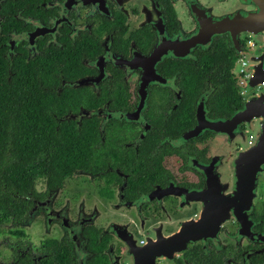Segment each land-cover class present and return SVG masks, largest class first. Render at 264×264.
<instances>
[{
  "label": "flooded vegetation",
  "instance_id": "af4514ba",
  "mask_svg": "<svg viewBox=\"0 0 264 264\" xmlns=\"http://www.w3.org/2000/svg\"><path fill=\"white\" fill-rule=\"evenodd\" d=\"M259 4L264 25V0H0V64L49 68L42 91L72 104L51 115L92 150L57 189L42 175L20 196L0 264H264V82L223 110L209 81L189 88L216 40L247 79L260 57L264 72V31L251 49L238 24Z\"/></svg>",
  "mask_w": 264,
  "mask_h": 264
},
{
  "label": "trees",
  "instance_id": "16d2710c",
  "mask_svg": "<svg viewBox=\"0 0 264 264\" xmlns=\"http://www.w3.org/2000/svg\"><path fill=\"white\" fill-rule=\"evenodd\" d=\"M236 59L233 48L213 41L198 59L204 67L189 75V88L197 95L207 80L211 104L220 110L232 103L238 106V80L232 75ZM54 78L47 67L22 64L8 72L0 64V225L22 211L20 196L34 190L37 177L45 176L47 188L55 190L62 179L85 169L83 162L92 153L77 148L80 137L68 131L71 124L57 125L51 115L59 117L72 105L60 97L49 99L42 91L43 84Z\"/></svg>",
  "mask_w": 264,
  "mask_h": 264
},
{
  "label": "water",
  "instance_id": "95a60500",
  "mask_svg": "<svg viewBox=\"0 0 264 264\" xmlns=\"http://www.w3.org/2000/svg\"><path fill=\"white\" fill-rule=\"evenodd\" d=\"M259 5H261V4H259ZM259 5H258V7H259L258 12L252 14L251 16H248L246 18L247 20H244L241 18V20L238 22V24L240 25L239 26L240 32L243 30L250 31L255 38L259 39V40H257L259 43H263L262 33L264 31V25H262V22H261V14H262L261 7H262V5L261 6H259ZM218 25H220V24H218ZM221 29L222 28L219 26H213L212 28H210L206 32L204 30H201L196 35V37L189 42V44L190 45H194V44L196 45V44H199L201 42L208 41V40H210L211 35L215 31H219ZM237 33L235 35H237ZM233 41H234V45H235L237 51L241 52V50L238 48V44H237L235 36H233ZM259 59H260V64L257 67L253 68L254 74L252 73L251 76L245 80L246 87L243 88L245 94L248 93L249 90H252L256 84L258 85V84L264 82V74H263L264 72L262 71V67H263L262 65L263 64L261 62L262 58L260 57ZM247 106L249 107V104H247V102H246L243 106V110L239 111L234 116V118L231 120V122L234 123L235 120L240 121L239 119H241L243 117V115L246 114ZM198 121L199 122L201 121L199 116H198ZM225 124H228V123H225ZM219 125H220V123L218 121L210 123V126H219ZM263 160H264V150L258 151L255 154H253V169H254V171L259 168L258 166L262 163Z\"/></svg>",
  "mask_w": 264,
  "mask_h": 264
},
{
  "label": "built area",
  "instance_id": "2783aa9c",
  "mask_svg": "<svg viewBox=\"0 0 264 264\" xmlns=\"http://www.w3.org/2000/svg\"><path fill=\"white\" fill-rule=\"evenodd\" d=\"M253 41H251L250 39L248 40V42H247L248 48L252 49L254 47L256 40H253ZM235 65L239 66V72L236 76L238 78V84H239V86H241L244 84V81L247 79L248 75L244 72V69H243L244 63L243 62H239V64H235Z\"/></svg>",
  "mask_w": 264,
  "mask_h": 264
},
{
  "label": "rangeland",
  "instance_id": "374dc122",
  "mask_svg": "<svg viewBox=\"0 0 264 264\" xmlns=\"http://www.w3.org/2000/svg\"><path fill=\"white\" fill-rule=\"evenodd\" d=\"M239 35H240V38H245V37L248 38V35H247V34H244L243 32H240ZM253 39H255L256 41L259 40L258 38H255V37H254V38H250L251 41H253ZM243 40H244V39H242V42H243ZM257 42H258V41H257ZM233 71H234V73L237 75L238 72H239V66H238V65H235ZM237 80H238V78H237ZM244 87H246V83H244V84L241 85V86H239V84H238V88H239L240 90H241L242 88H244ZM256 89H257V88H255L254 91H256ZM259 90L261 91V89H259ZM259 90L257 89L258 94L264 92V89H263V92H262V91L260 92ZM244 93H245V92H244ZM248 93H249V94L252 93V90H249ZM246 95H247V94H246Z\"/></svg>",
  "mask_w": 264,
  "mask_h": 264
}]
</instances>
